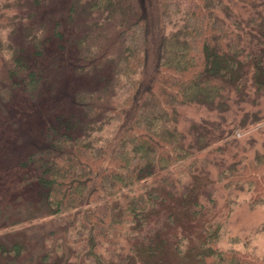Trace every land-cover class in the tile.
I'll return each mask as SVG.
<instances>
[{"label":"trees","instance_id":"trees-1","mask_svg":"<svg viewBox=\"0 0 264 264\" xmlns=\"http://www.w3.org/2000/svg\"><path fill=\"white\" fill-rule=\"evenodd\" d=\"M63 70L90 84L62 97L52 77ZM17 95L42 138L0 158L35 185L34 207L75 233L64 242L79 244L81 264H264L220 247L193 178L231 113L264 98V0H0V111L12 115ZM216 165V181L264 203V154ZM181 214L201 223L195 235L172 234Z\"/></svg>","mask_w":264,"mask_h":264},{"label":"rangeland","instance_id":"rangeland-1","mask_svg":"<svg viewBox=\"0 0 264 264\" xmlns=\"http://www.w3.org/2000/svg\"><path fill=\"white\" fill-rule=\"evenodd\" d=\"M155 23L156 20H153L152 27L156 29ZM69 76L70 73L63 70L54 73L52 77L56 79L58 94L62 97L68 96L69 90L73 87L90 84L85 78ZM46 98L50 97L45 95L38 99L36 104L42 106L47 101ZM44 99L45 101L41 103ZM29 102L25 96L17 95L6 106L12 115L8 116L6 112L0 111L1 156L3 153L6 154L3 151H9L13 158L25 156L40 144L39 137H42L32 122L34 116L30 113L28 115ZM245 110L259 112L258 118L251 123L246 121L243 127H239L237 123ZM183 113L186 117L195 119L200 114L192 108H185ZM222 128L225 130L224 135L199 155V158L206 159V156L212 162H208L203 174L193 177L197 182L196 188L201 194L200 198L209 210V215L205 219L212 220L211 222L219 228L217 234L220 237L221 248L241 251L254 249L257 255L264 257V226L260 228L264 225V203L250 205L247 201L248 196L244 193H235L225 188L222 182L216 181L221 169L216 165L217 160L228 163L241 157L252 159L255 153L264 154V98L256 107L247 105L243 111L231 113ZM16 139H20L19 146ZM7 165V161L0 158V264H39L41 255L46 252L49 258V261L46 260L47 264H55L53 263L55 260H62L65 264H81L78 256L74 258L81 253L79 244L64 242L65 238L73 241L75 233L70 229L64 234L58 218L44 214L46 208L39 204L36 197L35 208L30 198L35 196L37 188L32 182L26 186L21 183L18 168H10L11 166ZM191 180L192 178L185 174L176 187L179 189L180 184ZM177 226L180 230H177ZM200 226V222L187 220L181 214L173 220L169 229L173 235L180 232L188 238L190 234L195 235L196 229ZM16 244L19 246L18 250L11 251ZM1 249H4L5 253H2ZM164 256L170 261L176 260L175 254L171 251L166 252Z\"/></svg>","mask_w":264,"mask_h":264}]
</instances>
